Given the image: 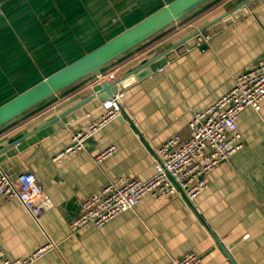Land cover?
I'll return each instance as SVG.
<instances>
[{"label": "crops", "instance_id": "crops-1", "mask_svg": "<svg viewBox=\"0 0 264 264\" xmlns=\"http://www.w3.org/2000/svg\"><path fill=\"white\" fill-rule=\"evenodd\" d=\"M168 1L0 0V104ZM206 10L115 64L131 121L121 112L83 149L58 157L74 133L105 113L103 103L94 107L89 98L97 83L114 81L94 77L0 134V152L13 154L2 166L34 173L51 204L35 218L19 199L0 198V243L10 258L51 244L30 264H169L190 251L201 255L200 264H264V99L259 110H241L242 147L210 173L194 201L146 195L101 228L70 229L81 201L107 183L151 177L156 149L177 134L188 138L194 114L264 56V0H218ZM167 53L157 70L131 76ZM14 140L20 143L9 149ZM110 145L116 152L97 164L94 156Z\"/></svg>", "mask_w": 264, "mask_h": 264}, {"label": "built area", "instance_id": "built-area-1", "mask_svg": "<svg viewBox=\"0 0 264 264\" xmlns=\"http://www.w3.org/2000/svg\"><path fill=\"white\" fill-rule=\"evenodd\" d=\"M97 78L118 80L115 74ZM124 91H118L103 102L105 113L87 130L73 134L72 142L58 154L64 156L84 148L85 141L101 126L118 116L122 110ZM264 99V56L249 70L235 76L230 91L203 111L194 114L189 124L190 135H176L168 139L155 152V172L148 179L121 177L107 183L100 193L81 201L78 215L70 222L72 233L88 225L98 228L127 210H133L142 197L150 195L157 199L182 194L189 201L208 188L210 173L223 161L242 147L238 134V115L247 106L260 109ZM116 147L110 145L94 156L97 164L112 156ZM181 190V191H180ZM0 198L19 199L31 214L38 218L51 206L37 178L31 171L14 172L0 163ZM51 247L47 244L26 258H10L0 243L2 264H30ZM201 255L190 251L169 264H200Z\"/></svg>", "mask_w": 264, "mask_h": 264}, {"label": "water", "instance_id": "water-1", "mask_svg": "<svg viewBox=\"0 0 264 264\" xmlns=\"http://www.w3.org/2000/svg\"><path fill=\"white\" fill-rule=\"evenodd\" d=\"M215 2L216 0H171L165 3L149 15L141 18L113 37L107 39L102 44L87 51L79 58L64 65L23 91L18 92L7 101L1 103L0 130L19 118H22L25 114L41 104L65 94L67 91L79 86L86 80L102 75L106 70L117 64L119 60L126 58L140 47H144L179 24L184 23V21L198 10ZM248 3L249 1L246 3L243 2L236 9L232 10L229 15H232ZM2 17L3 14L0 8V19ZM223 19L224 18H222V20ZM202 32L203 36L206 35L205 30ZM169 54L170 53L165 54L164 59L161 62L159 60L150 63L148 67L143 69L137 75H135L134 72L131 76H136L140 79L146 74L157 70V68L167 61ZM123 81V78H118V81L113 83H97L93 87L94 94L90 96L89 101L93 103L94 107L102 104L105 100L110 99L115 93L124 88ZM81 112L86 113L88 110L84 107ZM121 112V119L125 118L131 121L123 107ZM65 121L67 120L63 119V121H57L56 124H52L47 130L43 129L37 131L34 140L47 134V131L53 132L55 129H58V127L63 125ZM18 143H20L19 140H14L10 143L8 148L11 149ZM21 147L22 146L18 145V150H21ZM7 151L9 150L7 149L4 152H0V163H4L3 161H7L13 156V154L8 153Z\"/></svg>", "mask_w": 264, "mask_h": 264}, {"label": "trees", "instance_id": "trees-1", "mask_svg": "<svg viewBox=\"0 0 264 264\" xmlns=\"http://www.w3.org/2000/svg\"><path fill=\"white\" fill-rule=\"evenodd\" d=\"M169 1H171V0H169ZM168 1V2H169ZM217 1V0H216ZM211 4L212 3H210V4H208L207 6H205L204 8H202V9H200V10H198L196 13H194L191 17H189L187 20H189L190 18H192L193 16H196V15H198L199 13H201L204 9L206 10L207 8H209V6H211ZM162 5H164V4H161L159 7H161ZM158 7V8H159ZM157 9V8H156ZM155 9V10H156ZM154 11V10H153ZM152 10H151V12L150 11H147L145 14H144V17L145 16H147V15H149L150 13H152L153 12ZM207 11V10H206ZM205 12V11H204ZM1 20V19H0ZM186 20V21H187ZM185 22V21H184ZM169 34H171V32L169 33V32H167V33H165V35L164 36H167V35H169ZM113 37V36H112ZM111 38V37H110ZM109 39V38H108ZM106 41V40H105ZM104 42V41H103ZM103 42H100L99 44H97L96 46H94V47H91V48H88L87 50H85V51H83L80 55H78L75 59H77V58H79L80 56H82L83 54H85L87 51H90L91 49H93V48H95V47H97L98 45H100V44H102ZM143 47V46H142ZM141 49V47L139 48V49H137L136 51H134L133 53H136V52H138L139 50ZM132 53V54H133ZM128 57V56H127ZM74 59V60H75ZM125 59V58H124ZM124 59H122V60H124ZM74 60H72V61H74ZM122 60H119L118 62H120V61H122ZM71 61V62H72ZM70 63V62H69ZM107 69V68H106ZM68 92V91H67ZM66 92V93H67ZM14 96V95H13ZM52 100V99H51ZM51 100H49L50 102H51ZM7 101V100H6ZM49 101H47V102H45V103H43V104H41L40 106H38L37 108H35V109H33L32 111H30V112H28L27 114H25L22 118H19L18 120H16L15 122H13V123H11L10 125H8V126H6V127H4L3 129H1L0 130V134H2L3 132H6V131H8L9 129H11V128H13L18 122H20L21 120H23V119H26L27 117H30L33 113H35V112H39V111H41L47 104H48V102Z\"/></svg>", "mask_w": 264, "mask_h": 264}, {"label": "rangeland", "instance_id": "rangeland-1", "mask_svg": "<svg viewBox=\"0 0 264 264\" xmlns=\"http://www.w3.org/2000/svg\"><path fill=\"white\" fill-rule=\"evenodd\" d=\"M115 74L116 79H118V77L120 76V66L118 65H114L113 67H111L109 70L105 71L103 73L104 76H109L110 74ZM95 81L98 80L97 77L94 78ZM111 80V79H110Z\"/></svg>", "mask_w": 264, "mask_h": 264}]
</instances>
